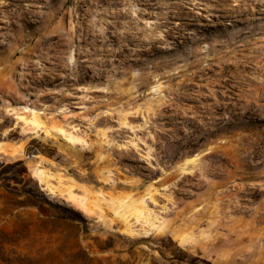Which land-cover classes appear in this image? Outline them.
<instances>
[{"label": "rangeland", "instance_id": "obj_1", "mask_svg": "<svg viewBox=\"0 0 264 264\" xmlns=\"http://www.w3.org/2000/svg\"><path fill=\"white\" fill-rule=\"evenodd\" d=\"M3 104L0 264H264V0H0Z\"/></svg>", "mask_w": 264, "mask_h": 264}, {"label": "crops", "instance_id": "obj_2", "mask_svg": "<svg viewBox=\"0 0 264 264\" xmlns=\"http://www.w3.org/2000/svg\"><path fill=\"white\" fill-rule=\"evenodd\" d=\"M0 108V110H6L4 104L0 105ZM19 112L12 109L9 116L4 113L0 116V163H3V166L13 165L21 160L29 163L33 158H39L37 155L28 154L29 142L44 131L38 132L35 128L22 126L21 120L18 119ZM22 128L27 129V132L23 133V139L21 138ZM24 153L25 157H22Z\"/></svg>", "mask_w": 264, "mask_h": 264}, {"label": "bare ground", "instance_id": "obj_3", "mask_svg": "<svg viewBox=\"0 0 264 264\" xmlns=\"http://www.w3.org/2000/svg\"><path fill=\"white\" fill-rule=\"evenodd\" d=\"M37 116V115H36ZM39 117V116H38Z\"/></svg>", "mask_w": 264, "mask_h": 264}]
</instances>
